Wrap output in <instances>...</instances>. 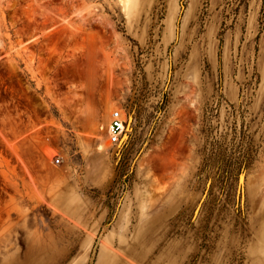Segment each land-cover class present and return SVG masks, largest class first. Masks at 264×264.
I'll return each mask as SVG.
<instances>
[{"label":"rangeland","instance_id":"rangeland-1","mask_svg":"<svg viewBox=\"0 0 264 264\" xmlns=\"http://www.w3.org/2000/svg\"><path fill=\"white\" fill-rule=\"evenodd\" d=\"M119 256L264 264V0H0V264Z\"/></svg>","mask_w":264,"mask_h":264},{"label":"bare ground","instance_id":"bare-ground-1","mask_svg":"<svg viewBox=\"0 0 264 264\" xmlns=\"http://www.w3.org/2000/svg\"><path fill=\"white\" fill-rule=\"evenodd\" d=\"M87 102H86V105L90 108V110H91V108L93 107V103H92V101H91V99L89 98V99H87L86 100ZM83 102H84V100H83ZM85 103V102H84ZM112 108V107H111ZM120 110V109H119ZM114 112V110L113 109H109L103 116H102V118H101V123H102V125H103V128H102V134H101V142H100V144L98 145V148L99 149H103V147H104V144H105V142L107 141V140H109L110 139V137H111V129H110V125H111V121H112V113ZM121 113H122V111H121ZM87 120H88V122H89V124H94L97 120H98V118H97V116H96V114L95 113H92L91 112V114L89 115V116H87ZM126 126H128V123H127V120H126V125H125V127H124V131H123V133H126ZM129 129H130V126H129ZM122 133V134H123ZM119 142V141H118ZM146 163H148L147 161H145V159L140 163V165H142V166H144ZM242 177H244V176H242ZM242 187V186H241Z\"/></svg>","mask_w":264,"mask_h":264},{"label":"built area","instance_id":"built-area-1","mask_svg":"<svg viewBox=\"0 0 264 264\" xmlns=\"http://www.w3.org/2000/svg\"><path fill=\"white\" fill-rule=\"evenodd\" d=\"M126 125V117H123L121 110L117 109L112 113V121L110 125L111 137L109 139L111 144H116L124 131ZM60 157L56 158V162H60Z\"/></svg>","mask_w":264,"mask_h":264},{"label":"crops","instance_id":"crops-1","mask_svg":"<svg viewBox=\"0 0 264 264\" xmlns=\"http://www.w3.org/2000/svg\"><path fill=\"white\" fill-rule=\"evenodd\" d=\"M96 152H97V151H96ZM140 227H141V229H142V228H143V225H140ZM120 243H121V244H120V248L122 249V250H121L122 255H125L126 252H127L126 249H125V248H126L125 239H124V240L121 239V240H120ZM119 258L121 259V260H120L121 262H124V261H125V262H126L125 264H130V263L127 262L126 260L122 259L120 256H119Z\"/></svg>","mask_w":264,"mask_h":264}]
</instances>
